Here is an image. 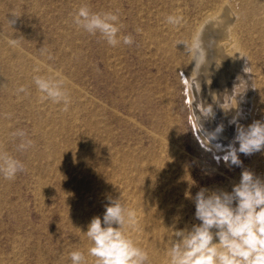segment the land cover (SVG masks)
Instances as JSON below:
<instances>
[{"label":"rangeland","instance_id":"rangeland-1","mask_svg":"<svg viewBox=\"0 0 264 264\" xmlns=\"http://www.w3.org/2000/svg\"><path fill=\"white\" fill-rule=\"evenodd\" d=\"M175 1L0 0V148L26 165L14 180L0 176V264H72L69 254L77 250L95 264L84 232L93 217L102 219L109 197L136 210L139 227L128 234L148 252V264H169L173 225L200 223L194 197L201 188L231 192L244 170L264 180V151L238 153L237 167L196 135L170 55L205 1ZM250 1L229 3L253 12L243 31L258 52L253 123L264 122V0ZM84 5L93 12L120 8L119 37L131 35L134 43L113 47L78 28L72 14ZM168 15L183 23L168 24ZM56 74L70 95L67 111L42 101L33 83L36 75ZM166 83L177 91L172 110ZM20 86L27 94L17 93ZM16 129L26 130L34 147L19 151V138L10 135Z\"/></svg>","mask_w":264,"mask_h":264},{"label":"clouds","instance_id":"clouds-1","mask_svg":"<svg viewBox=\"0 0 264 264\" xmlns=\"http://www.w3.org/2000/svg\"><path fill=\"white\" fill-rule=\"evenodd\" d=\"M72 19L84 32L93 36L99 33L110 46L116 47L121 42L124 45L134 43L131 35L123 36L122 41L119 37L122 27L119 10L93 12L84 5L72 14ZM165 19L174 27L183 23L181 15H168ZM9 23L13 25L16 20H9ZM202 33V29L195 32L190 42H177V45L185 46L187 55L191 57L190 62H194L192 74L195 73V78L192 74L190 78L182 77L192 88L198 84L197 77L207 63ZM17 43V39L8 40L10 46L15 47ZM248 68L245 67L244 71L247 72ZM241 82L240 79L239 84ZM33 83L42 94V101L63 103L64 111L68 110L71 100L62 76L36 75ZM27 91L25 86L17 89V93L27 94ZM228 97V102L222 104L226 112L237 107L232 106L233 95ZM199 110L205 117L212 114L211 106ZM221 131L222 126L216 129V133ZM10 135L13 140L19 138V151L34 147V141L26 130L16 129ZM237 143L238 148L235 146ZM225 151L224 162L237 167L242 165L238 153L251 156L264 151V122L254 121L247 127L237 125L233 142ZM25 171L26 165L21 160L0 148V176L3 179L14 180L18 173ZM194 203V216L200 223L184 229H175L173 225L167 250L169 264H264V180L244 170L231 192L201 188L194 197ZM138 227L136 210L127 207L120 198L109 197L102 219L100 216L93 217L84 232L92 244L88 255L95 258V264H148V252L128 234L129 229L138 230ZM69 256L72 264H85L83 252L72 251Z\"/></svg>","mask_w":264,"mask_h":264},{"label":"bare ground","instance_id":"bare-ground-1","mask_svg":"<svg viewBox=\"0 0 264 264\" xmlns=\"http://www.w3.org/2000/svg\"><path fill=\"white\" fill-rule=\"evenodd\" d=\"M204 1L205 7L200 11L194 23L189 26L184 25L178 37L180 41L190 42L195 32L203 30L202 40L207 51V63L200 70L197 77L198 84L193 85L192 88L187 80H182L183 76L190 78L194 69V62H190L191 57L187 55L185 46L181 44V47L172 52L170 56L175 60L178 67L176 69L180 72L178 81L187 99L188 112H190L196 135L204 146L211 148V151L215 149L218 153H226L227 146L233 142L236 135L237 125L244 127L250 125L252 113H254L255 97L253 92L256 87L253 78L252 59L257 57L258 52L256 48H251L253 43L249 42L243 35V31L247 29V20L253 12L246 8L234 10L230 6L229 0ZM243 2L249 3L251 1L243 0ZM234 3L236 4V2ZM108 8V11L113 12L119 10V16L122 14L117 6L115 8L113 5H109ZM245 67H249L247 72L244 71ZM192 76L195 78V73ZM163 79L164 75L158 76L160 82ZM240 79L241 84H239ZM154 83L152 90H158L159 83L157 81ZM166 89L169 97V100L166 101L168 108L172 110L175 104L171 100L177 91L173 87L169 88V84L166 85ZM232 95V106L237 105V107L226 112L222 109V104L227 103L228 96ZM138 99L145 106L152 105L151 101L144 95H138ZM204 106H211V115L205 117L200 112L199 108L203 111ZM160 117L166 119L167 115ZM221 126L222 131L216 133V129Z\"/></svg>","mask_w":264,"mask_h":264}]
</instances>
